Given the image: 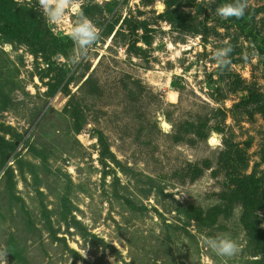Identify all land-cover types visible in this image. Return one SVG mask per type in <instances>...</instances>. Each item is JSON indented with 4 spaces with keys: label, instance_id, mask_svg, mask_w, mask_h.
<instances>
[{
    "label": "rangeland",
    "instance_id": "1",
    "mask_svg": "<svg viewBox=\"0 0 264 264\" xmlns=\"http://www.w3.org/2000/svg\"><path fill=\"white\" fill-rule=\"evenodd\" d=\"M166 2L15 0L43 48L0 34V264L257 259L241 209L225 210L219 197L231 173L264 175V114L235 109L250 92L264 98L263 58L217 14L225 3L172 1L173 17ZM244 3L264 37V0ZM82 17L99 32L86 49L72 35ZM226 47L236 62L221 66ZM190 207L223 212L198 226ZM220 234L237 241L236 256L206 245Z\"/></svg>",
    "mask_w": 264,
    "mask_h": 264
},
{
    "label": "trees",
    "instance_id": "2",
    "mask_svg": "<svg viewBox=\"0 0 264 264\" xmlns=\"http://www.w3.org/2000/svg\"><path fill=\"white\" fill-rule=\"evenodd\" d=\"M154 0H145V5H151ZM167 4V15L174 17L177 16L176 11H170V6L173 5L172 1L176 0H166ZM227 3V0H217V4L221 5ZM15 0H0V34L5 35L7 38L21 41L22 43L28 44L30 47H36L38 49L43 48V38L38 34L37 29L34 27L36 24L34 21L31 23L26 20L24 21L23 16H19L17 11H14ZM87 13V12H86ZM160 18L161 17L160 15ZM180 19V17H179ZM181 19H183L181 17ZM228 21L231 25L238 28V30L251 38L253 44L256 47L258 54L263 58L264 61V37L260 36L257 31L254 16L251 11L246 12L243 17H228ZM169 21H173L170 17L167 18ZM136 25L133 30L137 29ZM204 27V26H203ZM205 29V28H204ZM113 28L110 29L112 33ZM132 30V31H133ZM206 30V29H205ZM204 34V40H206V32ZM54 49L59 52L61 45L58 44L57 39H54ZM145 44H149L147 37H144ZM236 52L231 50L228 55V61L236 62L234 59ZM228 63V64H229ZM238 80V78H237ZM237 82V81H236ZM234 83L235 87L230 89V93H236L239 90L238 83ZM250 106H255L256 112L264 114V98L259 93L250 92L248 97L241 100L235 109L249 108ZM198 136H204V133L200 129L196 130ZM205 138V137H202ZM5 142L0 138V155L2 157L1 167L5 165ZM104 149H102L101 156H104ZM264 161V152H263ZM229 175V174H228ZM230 176V189L223 191L220 195L222 201V207L225 210H232L235 206L241 209L240 222L246 233L248 247L251 249L253 257L257 259L253 260L252 264H264V229L259 226V212H264V175L257 177L255 174L247 176ZM221 207H213L209 209L206 213L199 208L190 207L187 209V218L195 220L198 226L210 227L215 224L218 217L222 214ZM260 256L261 258H258Z\"/></svg>",
    "mask_w": 264,
    "mask_h": 264
},
{
    "label": "clouds",
    "instance_id": "3",
    "mask_svg": "<svg viewBox=\"0 0 264 264\" xmlns=\"http://www.w3.org/2000/svg\"><path fill=\"white\" fill-rule=\"evenodd\" d=\"M246 4L244 0H230V2L221 5L217 9V14L223 18L236 17L240 18L245 15ZM73 39L80 45L82 49L93 45L99 39V32L95 26L82 17L73 28ZM231 52L230 47H226L218 51L216 59L223 66L227 62V57ZM206 245L220 257L231 258L236 256L239 251V245L236 240L228 234H220L216 237L207 238Z\"/></svg>",
    "mask_w": 264,
    "mask_h": 264
},
{
    "label": "water",
    "instance_id": "4",
    "mask_svg": "<svg viewBox=\"0 0 264 264\" xmlns=\"http://www.w3.org/2000/svg\"><path fill=\"white\" fill-rule=\"evenodd\" d=\"M159 121H161V126L164 128V129H169V124L165 121H163L161 118H159ZM212 141L214 142L215 139H212Z\"/></svg>",
    "mask_w": 264,
    "mask_h": 264
}]
</instances>
